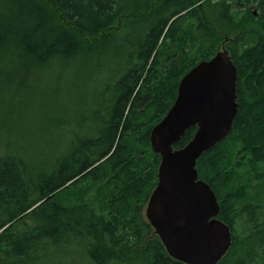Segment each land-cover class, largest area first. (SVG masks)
I'll return each mask as SVG.
<instances>
[{"label": "trees", "instance_id": "1", "mask_svg": "<svg viewBox=\"0 0 264 264\" xmlns=\"http://www.w3.org/2000/svg\"><path fill=\"white\" fill-rule=\"evenodd\" d=\"M205 3L236 36L206 22ZM222 47L237 69L238 114L196 170L231 231L217 264H264V0H0V64L16 70L10 78L23 87L28 77L78 76L83 111L66 144L51 143L44 158L18 142L0 147V264L47 262L70 248L92 264H183L145 219L160 163L149 135L180 79ZM79 64L87 67L77 72ZM18 93L27 108L28 90Z\"/></svg>", "mask_w": 264, "mask_h": 264}, {"label": "water", "instance_id": "2", "mask_svg": "<svg viewBox=\"0 0 264 264\" xmlns=\"http://www.w3.org/2000/svg\"><path fill=\"white\" fill-rule=\"evenodd\" d=\"M236 82L237 69L222 47L180 79L172 106L150 131L160 163L144 215L168 256L183 264H217L231 247V231L217 218L216 196L198 178L196 163L232 130ZM189 129H196L192 139L175 149Z\"/></svg>", "mask_w": 264, "mask_h": 264}, {"label": "rangeland", "instance_id": "3", "mask_svg": "<svg viewBox=\"0 0 264 264\" xmlns=\"http://www.w3.org/2000/svg\"><path fill=\"white\" fill-rule=\"evenodd\" d=\"M201 5V3H198ZM203 16L211 27L223 36L232 39L239 32L220 24L211 12V6L205 3ZM249 12L257 16L258 8L251 5ZM195 57L200 58L196 53ZM109 74H114L116 67L115 59L109 57L106 62ZM86 64L76 65L77 72L85 69ZM16 74V70L8 68L4 63L0 64V147L8 144L15 147L21 146V150L28 153L29 158L41 159L43 150H47L51 143H58L64 146L67 142L69 129L78 125L83 117V111L78 109L75 99L79 91V78L77 81L73 75H65L58 81L56 79H42L40 82L28 77L23 87H18V79H11L10 75ZM28 90L31 104L21 109L22 98L17 91ZM92 97L97 96L98 91L83 88ZM20 109V110H18ZM69 121L70 126L59 125L62 121ZM58 121L60 123H58ZM59 128V130H57ZM69 144V138H68ZM68 146V145H67ZM18 226H22L20 223ZM65 256L55 258L47 262L36 264H92L86 256L75 252L70 248ZM2 263V262H0Z\"/></svg>", "mask_w": 264, "mask_h": 264}]
</instances>
